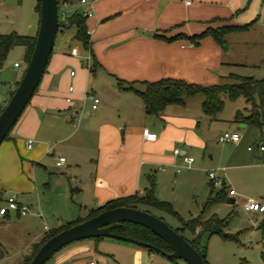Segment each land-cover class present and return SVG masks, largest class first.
Instances as JSON below:
<instances>
[{"label": "crops", "instance_id": "1", "mask_svg": "<svg viewBox=\"0 0 264 264\" xmlns=\"http://www.w3.org/2000/svg\"><path fill=\"white\" fill-rule=\"evenodd\" d=\"M86 2L89 4L90 16L85 18L84 25L92 58L88 73L73 82L71 94L62 89V94L71 97V103L60 105L56 96L60 72L57 58L61 55L48 58L35 92L7 137L0 143V207L4 205L1 197L14 193L17 204L27 207L26 216L29 213L28 205L18 199V194L28 195L35 187L34 179L42 175L45 180L43 174L48 168V172H45L47 175L60 173L69 180L70 191L76 194L79 204L86 200L83 204L86 214L71 219L65 225L84 220L91 211L110 200L133 195L144 197L150 183L154 185V197L168 203L176 213L173 208L177 203L172 196L177 194L180 204H188L187 193L196 188L199 174L206 177L208 188L210 181L207 173L210 171L206 163L212 162L213 157L207 154V132L211 125L221 120L210 121L204 117L200 109L201 102L199 107L193 110L189 108L188 100L193 97L185 99L182 105L166 106L157 116L146 115L140 99L126 88L141 91L145 83L162 79L200 86L217 84L220 71L233 64L223 62L221 48L212 38L202 37L196 45H192L188 38L198 36L206 29L223 26H246L241 31L227 34L246 32L249 24H245L246 21L239 15L245 0ZM66 10L67 15H70L73 11H83V8L69 5ZM262 24L264 0H257V27ZM64 31L66 29L59 32ZM74 31L73 28V35ZM21 60L24 62V52ZM20 77L7 88V96L0 100V110ZM89 77H96L97 85L106 86L111 96L102 95L101 99L96 96L95 90L89 87ZM87 96L99 98L94 110ZM232 120L231 128L218 131L214 138L217 143L216 137L225 131L239 135L236 144L222 145L223 155H215L217 162H224L225 167L215 170L220 172L217 177L223 183L225 168L239 170L249 167L247 163L251 153L264 154L256 148L259 140L256 142L252 138L254 126ZM262 127L264 116L263 124L257 130ZM143 129L156 135L155 142L143 140ZM50 142L51 145H48ZM58 144L63 150L56 156L54 147ZM247 147H252V150L247 151ZM175 148L193 158L190 169L175 173L174 166L180 165L179 159L172 155ZM204 153L207 154L206 161L199 159L200 154ZM58 157L64 158V162L56 168L54 163ZM64 166L66 170L63 173L61 169ZM234 197L227 196L225 191L223 202L233 205ZM261 199L259 203H264V196ZM3 216L8 219L20 215L17 211H8ZM45 233L34 239L32 248ZM28 257H24L22 264H26ZM88 262L184 264L177 260L170 262L157 254L106 238L69 244L45 264Z\"/></svg>", "mask_w": 264, "mask_h": 264}, {"label": "rangeland", "instance_id": "2", "mask_svg": "<svg viewBox=\"0 0 264 264\" xmlns=\"http://www.w3.org/2000/svg\"><path fill=\"white\" fill-rule=\"evenodd\" d=\"M70 6L75 5L73 3ZM34 8L35 0H0V35L14 32L20 36L33 37L36 34L38 23V13L34 11ZM239 15L246 21L245 24H249L248 30L244 33L223 36L224 43L220 46L223 62L233 65L220 71L218 85L233 83L228 78L229 74L252 77L256 80L264 78V24L257 27V0H245ZM252 19L256 20L252 22ZM250 20L251 22H249ZM22 54L23 50L20 47H14L6 55L0 67V100L7 96V88L13 81L22 75L25 68V62L21 60ZM57 54L61 56L57 58L60 72L58 73L56 99L58 104L65 106V98L71 99V97L62 94V89H67L68 86L73 89V82L88 73V65H91L92 58L90 51L84 49L81 42L73 39V28L66 29L62 33L56 32L49 58ZM13 63H18L20 69H14ZM70 72H73V77L69 76ZM227 73L229 74L227 75ZM96 82V77H89V87L95 90L96 96L100 99L102 95L110 97V90L106 86L97 85ZM221 100L223 107L216 116V119L221 121L211 125L207 132L208 153H206L212 155L213 158L212 162L206 163V166H208V171H213L216 176L220 172L215 170L225 167L222 160L217 162L215 159V155L220 153L223 155V146L214 141L216 134L218 131L231 128L230 120L236 111L241 116H245L253 110L241 97L234 101L225 97H222ZM200 102L201 98L197 95L188 100V106L193 110V108L199 107ZM86 106H89L88 101ZM240 132L241 130H239ZM252 138L256 142L261 140L264 143V127L259 131L257 127H254ZM48 145H51V142ZM62 150L61 144H58L54 147V154L57 156L62 153ZM206 153L200 154L199 159L208 160ZM247 164L250 166L239 170L225 168L223 171L224 189L226 192L227 189L233 190L235 202L233 205H226L224 202L215 203L208 209L207 215L214 214L218 219H226L225 232L234 235V239L222 240L216 235L208 237L205 241V264H262L260 254L264 253V228L259 227V224L262 220L264 221V217L257 213L244 214L240 204L247 199L262 201L261 198L264 196V154L251 153ZM65 170L64 166L61 172L64 173ZM45 172H48V168ZM45 172L43 174L45 180L42 175L34 179L35 187L28 195L19 196L18 194V199L28 205L29 213L24 217L10 216L8 219L4 216L0 217V264H22L24 257L29 256L35 238L41 236L46 230L49 231L44 236L56 229H61L71 219L86 214L83 206L86 200L79 204L76 194L70 191L69 180L63 174L47 175ZM207 191V179L204 175L199 174L196 188L187 193L188 204H180V199L176 194L172 196L177 203L173 209L184 221L195 217L206 200ZM6 197L2 196L1 200L4 202ZM138 208L140 211H146V213L162 220L174 231L180 227L178 220L170 215L146 205H138ZM177 234L186 241H190L192 238L185 231H177Z\"/></svg>", "mask_w": 264, "mask_h": 264}, {"label": "trees", "instance_id": "3", "mask_svg": "<svg viewBox=\"0 0 264 264\" xmlns=\"http://www.w3.org/2000/svg\"><path fill=\"white\" fill-rule=\"evenodd\" d=\"M34 11L39 13V0H35ZM80 14L81 13L78 11H73L64 19H59L56 32L73 27L75 30L73 39L81 42L84 49L89 50L90 42L88 40V34L84 25L85 18L81 17ZM245 27L246 26L242 28L223 26L216 29H206L200 35L188 38V40L192 45H196L202 37H210L217 45L221 46L224 43L223 36L225 34L233 31H241ZM154 37L158 39L160 38L159 36ZM34 38L35 35L33 37H27L17 35L14 32H11L7 35H0V67L2 66L6 55L14 47H20L23 49L24 62L26 64L33 49ZM90 72L92 71L90 70ZM228 78L233 83L200 86L185 83L180 80L162 79L153 83H145L144 88L141 91L133 90L131 87H127L126 89L132 91L140 99L143 105L144 113L149 116H157L166 106L182 105L185 99L198 95L201 98V113L210 121L215 120L216 116L221 112L223 107V102L221 100L222 97H225L230 101H234L235 99L241 97L246 104H249L253 108V110H251L245 116H241L239 112L236 111L232 121L242 125H252L259 128L263 124L264 116V78L256 80L252 77H241L232 74H229ZM224 200V184L219 189H215L213 188L212 184L209 183L207 197L200 212L195 217H191L184 221L172 210L168 203L158 201L154 197V185L153 183H150L149 187L145 190L144 197L133 195L122 199L110 200L102 207L91 211L85 219L93 217L98 213L109 209L124 207L140 210L138 205H146L156 211L176 218L180 223V227L175 232L177 233V231H185L191 235V240L187 242L199 254L200 258L204 262L206 247L205 241L208 237L216 235L222 240L234 239V235H230L225 232L227 228L226 219H218L214 214L209 216L207 215L208 209L213 204L223 202ZM82 221L83 220H79L71 224H66L63 228L56 229L44 236L37 244L33 246L30 256L26 259V264L29 263L31 257L34 255L38 247L47 239L59 233L60 231ZM259 227L264 228L263 220L260 222ZM111 232L118 236L126 237L130 240H136L151 246V248H143L130 244L137 249L144 250L148 253L157 254L170 262L176 261L166 257L165 254L169 253L166 246L159 238L154 236L145 228L123 223L119 228L112 229ZM98 239L102 238H95L93 240ZM153 248H156L157 250H154ZM260 260L262 264H264V253L260 254Z\"/></svg>", "mask_w": 264, "mask_h": 264}, {"label": "water", "instance_id": "4", "mask_svg": "<svg viewBox=\"0 0 264 264\" xmlns=\"http://www.w3.org/2000/svg\"><path fill=\"white\" fill-rule=\"evenodd\" d=\"M56 5V0H39L38 24L32 52L16 87L0 111V143L23 112L41 80L58 28ZM231 202L230 199L229 203ZM123 223L145 228L159 238L169 251L165 254L167 258L182 261L184 264H205L188 242L162 220L144 211L124 207L102 211L60 231L38 247L28 264H45L63 247L74 242L95 238L112 239L151 248L148 244L111 232Z\"/></svg>", "mask_w": 264, "mask_h": 264}, {"label": "built area", "instance_id": "5", "mask_svg": "<svg viewBox=\"0 0 264 264\" xmlns=\"http://www.w3.org/2000/svg\"><path fill=\"white\" fill-rule=\"evenodd\" d=\"M75 6H79L83 8V11H81L80 15L83 18H87L90 16L89 12V4L86 2V0H58L57 1V20H62L67 16L66 8L73 4ZM13 68L20 69V66L18 63L12 64ZM69 76H73V72L69 73ZM66 92L68 94L72 93V87L68 86L66 89ZM91 100V109L94 110L98 104V99L93 96H87ZM65 103L70 104L71 100L70 98H65ZM142 138L145 142H155L156 135L152 132L147 131L146 129L142 130ZM239 141V135L236 132H221L216 137V142L220 145L225 144H236ZM30 142H27V148H29ZM257 150L259 152H264V145L261 141L257 143L256 146ZM247 151H251L252 147H247ZM172 155L179 159L180 165L174 166L175 167V173H179L182 169L188 170L191 168V165L193 163V158L189 155H186L185 153L181 152L179 149L175 148L172 150ZM64 162V158L58 157L56 158V161L54 163V166L56 168H59L62 163ZM207 178L212 184L213 188L219 189L224 183L223 181L218 178L213 171H210L207 173ZM227 196L233 197L235 196V193L232 189H227ZM241 211L244 214L247 213H257L262 215L264 217V203H259L257 201L247 199L243 200L240 204ZM8 211H17L20 216H24L27 213V207L25 206H19L16 202V195L14 193H10L7 195L4 205L0 207V216H3ZM46 230V229H45ZM48 231V230H46ZM88 264H95L94 262H88Z\"/></svg>", "mask_w": 264, "mask_h": 264}]
</instances>
